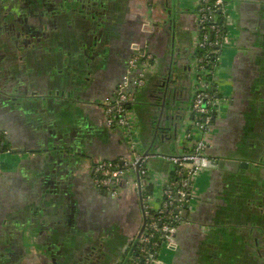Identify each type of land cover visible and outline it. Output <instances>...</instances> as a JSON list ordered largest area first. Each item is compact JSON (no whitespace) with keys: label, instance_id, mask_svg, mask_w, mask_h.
Listing matches in <instances>:
<instances>
[{"label":"crops","instance_id":"obj_1","mask_svg":"<svg viewBox=\"0 0 264 264\" xmlns=\"http://www.w3.org/2000/svg\"><path fill=\"white\" fill-rule=\"evenodd\" d=\"M99 1V10L86 8L91 15L67 12L44 24L26 66L15 49L7 48L10 39L0 30V129L8 131L11 148L0 154V264H88L98 255L94 264H113L143 224L135 188L112 198L93 183L98 161L129 155L124 131L106 123L103 102L122 80L131 45L145 42L159 60L160 73L131 107L147 121L151 106L161 103L156 94L173 65L183 77L175 88L177 105L185 108L199 0ZM228 4L231 42L216 74L222 112L207 153L230 163L264 160V0ZM149 11L169 19L171 27L155 35L149 27L144 32ZM168 30L171 36L165 35ZM150 121L156 125L155 117ZM142 122L136 132L139 137L142 131L146 150L151 137ZM179 131L171 126L168 144L151 152L178 154L186 142L181 133V141L175 140ZM148 163L157 175L169 172L163 159ZM258 169L230 164L202 171L189 223L177 234L178 250L170 253L169 264H210V255L219 264H259L251 241L255 233H264V176ZM84 248L94 251L81 261Z\"/></svg>","mask_w":264,"mask_h":264},{"label":"built area","instance_id":"obj_2","mask_svg":"<svg viewBox=\"0 0 264 264\" xmlns=\"http://www.w3.org/2000/svg\"><path fill=\"white\" fill-rule=\"evenodd\" d=\"M226 6V0H199L194 45L200 52L195 63L194 97L189 111L192 126L188 129L185 146L178 154H147L138 139V119L130 101L136 91L145 85L151 67L152 56L146 48L137 46L134 49L127 74L113 96L104 102L106 123L124 131L129 155L98 161L93 170V183L99 191L112 198H118L125 188H135L145 220L144 231L128 257L122 260L123 264H164L162 249L164 246L177 247V234L181 226L188 223L183 212L186 208L192 209L197 198L195 181L212 163L207 154V136L210 139L212 135V116L220 101L212 75L224 49L231 42L229 22L232 16ZM147 19L145 21L150 29L156 19ZM194 131L198 132V138H195ZM5 150H10L8 131L0 129V154ZM154 158L169 164L166 175H157L148 167V160ZM159 179H162L160 198L158 206L153 208L150 203L154 197L152 188Z\"/></svg>","mask_w":264,"mask_h":264},{"label":"flooded vegetation","instance_id":"obj_3","mask_svg":"<svg viewBox=\"0 0 264 264\" xmlns=\"http://www.w3.org/2000/svg\"><path fill=\"white\" fill-rule=\"evenodd\" d=\"M146 1L149 2L148 0H146ZM226 1L228 3V0H226ZM96 3L97 2H95V0H0V30L1 31L3 30L7 34V37H9V39H10L9 43H8L9 46H7V48L9 50L12 49V51H14V49H15V51L17 52L16 57L18 58V60H20V62L23 63L22 64L23 66H26L28 51H29L31 46L34 47L36 45V43H40V41H39L40 37H41L40 34L42 33V28H43L44 24L53 23L55 21L54 19L57 16H59V14H63V13H67V12L68 13H78L79 12L83 15H85V13L87 15H91V14H89V10L93 11V10H95V7H96V10H99V7L101 4L97 3L99 5L98 6V5H96ZM99 3H102V1L100 0ZM151 6H153V5H151ZM86 8H88L89 10L87 11ZM96 13H98V12L95 11V15H96ZM147 14L153 15L154 13H150V11H149V13H146L144 15L143 22H142V28H143L142 30L144 32H146V30H147L146 28L148 27V24L145 21L147 19ZM95 15L90 16L89 18H95ZM87 22H88V20H87ZM94 24L95 23H93V25H91L89 23L88 26L89 25L95 26ZM153 28L155 29V27H153ZM87 29H88V33H90V35H91V32H90L91 28H87ZM160 33L161 32H153V33L151 32L152 35L160 34ZM0 34H2V33H0ZM196 36H197V26H196V31H195L194 43L196 42V38H197ZM0 40L4 41L1 38H0ZM89 40L90 39L88 38V42L86 41V44H88V45H90L92 43ZM134 44H135V46H138V48L140 47V49L146 48V50L151 54L152 57L150 59V66L151 67H150L149 72L147 73L145 85L136 91V95H134V98L130 101V106H131V103L136 99V97H138V98L135 100V102L141 101V98L139 97L140 92H143V90L148 86L150 78H152L153 76H156L160 73L159 60L156 57V55L151 51L149 46L147 44H145V42H143V43L138 42V43H134ZM17 48H19V49L17 50ZM131 48L135 49L136 47H134V45L132 44ZM133 53H134V50L131 51V55L128 59V62H129ZM198 53H199V50L197 48L196 49L194 48V52L192 53L193 56L189 58L190 61L188 60V63H187V66L188 67L190 66V68L188 70L189 71L188 77H189L190 84L188 87L189 90H188L187 94L185 95V97H183L182 100H184L183 102L185 104V108H187L188 111H190V109H191V105H192L193 97H194V87H195V73L194 72H195V63H196V58L198 56ZM221 60H222V58H221ZM128 62L126 65L127 68L125 70V73L122 76V80H123L124 76L127 74ZM220 63H221V61H220ZM220 63L215 68V71L212 75V80H213V84L217 90L216 95L221 100L222 94L221 93L219 94L218 92H220L222 87H220V84H219L220 81H218V78L216 75L219 71ZM187 66H185V67H187ZM185 67L183 68L184 70H185ZM182 78L183 77H181V76L179 77V82H181L183 80ZM122 80L120 81V83L122 82ZM117 87H116V89H117ZM137 93H139V94L137 95ZM247 95H249V94H247ZM246 97H244V98H246ZM224 100L230 103L233 99L231 97H228V98L226 97ZM233 101L235 102V100H233ZM104 102H103V109H104ZM221 109H222V103H221V101H219V104L217 105L216 110L213 112V116H212V132H211L212 135L214 132V121H215L216 117L222 112ZM132 110H134V109L132 108ZM152 111H154V108L151 106L150 112H152ZM188 114H189V112H188ZM136 117H137V115H136ZM137 119H138V117H137ZM138 123H139V119H138ZM212 135H211L210 139H207L208 148L211 145L210 141H211ZM10 150H11V148H10ZM208 156H209V154H208ZM211 159H212V163L209 167H212L214 164L216 165V162L218 161V159H214L212 157H211ZM250 166H255V167L260 166L261 168H263L262 166H264V160L260 159L258 161H253V162L248 161V167H250ZM93 170H94V168H93ZM92 175H93V171H92ZM197 197H198V194H197ZM193 208H194V206H193ZM246 226H248L247 223L245 224V227ZM143 231L140 232V230H138L133 238L127 240L123 244L122 248L120 249V251L118 253V256H116V258H114L115 260H114L113 264H123L122 260L126 259L128 257L130 250L132 249V247H134L137 244V241L140 238V236L142 235ZM254 235L255 236L253 237V239L252 240L250 239L252 241V243L254 244V249H256L255 250L256 257H254V259L256 261L258 260L259 264H261L260 262L264 263V233L261 232L260 236L257 235L256 233ZM94 243L99 245L100 239L94 241ZM112 244L113 243H111V245H109L108 248H113L114 245H112ZM178 246L179 245H178V239H177V247L175 249L174 248H167L166 254L164 255L165 257L163 258L164 264H169L168 258H170V253H172V252L175 253L178 250ZM93 249H94V247H93ZM93 251L94 250H92V248H91V250H90V248H84L85 254L81 258V261L84 260V258L90 256L91 255L90 252H93ZM99 256L100 255H98L97 257H99ZM97 257L93 256V260H89L88 264H94L93 261H94V259H97ZM55 258L56 257H53V256L50 257L51 260L56 261ZM208 258H210V261H211L210 264L212 262H216V258H213V256L210 255V257H206V260ZM216 264H219V263L216 262Z\"/></svg>","mask_w":264,"mask_h":264},{"label":"water","instance_id":"obj_4","mask_svg":"<svg viewBox=\"0 0 264 264\" xmlns=\"http://www.w3.org/2000/svg\"><path fill=\"white\" fill-rule=\"evenodd\" d=\"M147 16H150L147 19V21L148 20L151 21L152 17H154L156 19V22H154L153 26L150 27V31L152 33L153 32H162V29L164 27H166V28L171 27L169 25V19H166L164 17L160 18V17L155 16L154 14L153 15L147 14ZM153 27H155V29ZM165 35L171 36L170 31L169 30L167 32L165 31ZM172 42L174 43V39ZM177 71L178 70L173 69V65H170L169 69H167L168 78L164 84L162 83L159 86V91L156 94L158 99H160L161 103H159V104L155 103V105L153 106L154 111H152V112L149 111V113L147 114L148 115L147 121H145V120L143 122L140 121L139 114L135 110H133L139 119L138 124L141 125V122H142L145 125V127H147V129H148L147 134L149 135V138L151 137V139H148L150 145L145 150V152L147 154H154L153 152H151L152 148H158V146L160 147V146H164L165 144L166 145L168 144L167 142L169 141L170 137H169L167 132L170 130L171 126L172 127L176 126L177 128L181 127L179 133H177V135H176L175 140H177V142L179 143L181 141V139H183L182 133H183L184 127L187 123V120L189 119V114H188L189 111L187 108L181 109V106L177 105V103H178L177 100L179 99V96L177 95L178 93L175 91V88L179 85V83L177 82L178 78H179V74ZM175 72H177V73H175ZM131 109H132V107H131ZM153 117H155V119H156V125L155 126L152 125V121H150V120H152ZM140 127L142 129V126H140ZM180 133H181V139H179V141H178ZM141 134H142V131L140 132V136L138 137V139H140V143H142ZM159 138H162V139H160L161 140L160 142H159ZM124 141L126 142L127 147H128V143H127L126 139H124ZM161 144H163V145H161ZM159 152H156V153H159ZM230 162L231 161H229V160L219 159L216 162V165L214 164L212 167H213V169H217V168L224 169V167L226 165H230V164L239 165L241 167H248V161H242L241 163L239 161H233L234 163H230ZM262 167L263 168L258 166L259 176H264V166H262ZM191 210H193V209L186 208L183 212V217H184V219H186L187 222H188V216H189V213L191 212ZM143 220H144V217H143ZM144 221H143V224L140 228V232H142L144 230V227H145Z\"/></svg>","mask_w":264,"mask_h":264},{"label":"rangeland","instance_id":"obj_5","mask_svg":"<svg viewBox=\"0 0 264 264\" xmlns=\"http://www.w3.org/2000/svg\"><path fill=\"white\" fill-rule=\"evenodd\" d=\"M226 9L228 10V12L231 14L232 12H231V10H230V5L227 3V6H226ZM231 16L233 17V15L231 14ZM230 25H231V21L229 22V27H230ZM195 73V72H194ZM192 126V120L189 118L188 120H187V123H186V125H185V127H184V130H183V133H182V138L183 139H185L186 138V135H187V132H188V129L190 128ZM194 136H195V138H198L199 137V134H198V132L197 131H194ZM207 139H209V136H207ZM148 165V167L149 168H151V165L148 163L147 164ZM150 165V166H149ZM148 168V169H149ZM202 173V172H201ZM200 173V174H201ZM199 178V177H198ZM198 178L196 179V181H195V185H194V187H195V190H197L196 189V183H197V180H198ZM160 181H158L157 183H156V185H155V187H153L152 188V190H153V192H154V197H153V200L150 202L151 203V206L153 207V208H156L157 206H158V203H157V200H158V198H160V187H161V185H162V179H159ZM166 251H167V247L166 246H164L163 247V249H162V253H161V256H162V258H164L165 256V254H166ZM168 260V259H167Z\"/></svg>","mask_w":264,"mask_h":264},{"label":"trees","instance_id":"obj_6","mask_svg":"<svg viewBox=\"0 0 264 264\" xmlns=\"http://www.w3.org/2000/svg\"><path fill=\"white\" fill-rule=\"evenodd\" d=\"M200 52V51H199Z\"/></svg>","mask_w":264,"mask_h":264}]
</instances>
